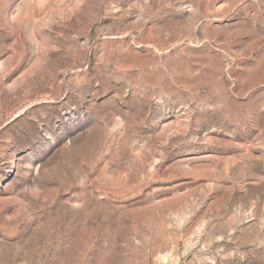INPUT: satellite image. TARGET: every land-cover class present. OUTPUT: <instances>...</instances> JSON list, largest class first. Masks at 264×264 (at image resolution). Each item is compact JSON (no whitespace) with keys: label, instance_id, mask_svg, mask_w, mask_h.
Segmentation results:
<instances>
[{"label":"rangeland","instance_id":"rangeland-1","mask_svg":"<svg viewBox=\"0 0 264 264\" xmlns=\"http://www.w3.org/2000/svg\"><path fill=\"white\" fill-rule=\"evenodd\" d=\"M0 264H264V0H0Z\"/></svg>","mask_w":264,"mask_h":264}]
</instances>
